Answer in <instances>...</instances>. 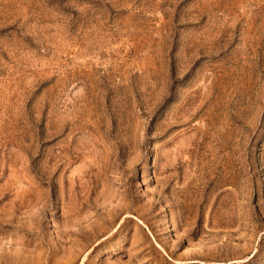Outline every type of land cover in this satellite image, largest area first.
Here are the masks:
<instances>
[{"label": "rangeland", "instance_id": "374dc122", "mask_svg": "<svg viewBox=\"0 0 264 264\" xmlns=\"http://www.w3.org/2000/svg\"><path fill=\"white\" fill-rule=\"evenodd\" d=\"M0 264H264V0H0Z\"/></svg>", "mask_w": 264, "mask_h": 264}]
</instances>
